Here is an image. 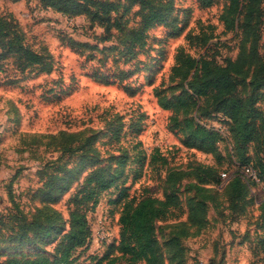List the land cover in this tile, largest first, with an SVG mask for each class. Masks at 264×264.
<instances>
[{
	"label": "rangeland",
	"instance_id": "rangeland-1",
	"mask_svg": "<svg viewBox=\"0 0 264 264\" xmlns=\"http://www.w3.org/2000/svg\"><path fill=\"white\" fill-rule=\"evenodd\" d=\"M170 1L95 0L88 4L86 17L69 20L42 9L40 0H0V15H13L25 42L51 65L49 72L17 73L7 60V71L0 73V260L57 255L68 230L69 208L77 202L71 197L95 165L108 161L114 168L116 160L122 161L117 186L103 191L96 206L97 213L108 217L111 239L117 238V218L129 198H163L169 192L168 168L188 172L204 164L213 168L215 179L236 170L220 114L198 115L206 127L222 133L214 151L185 144L186 132L176 125L185 114L175 105L180 86L173 68L186 54H205L224 63L239 52L248 54L253 42L256 56H264V0L259 15L243 23L242 14L233 29H226L221 19L229 0ZM151 9L168 15L141 31L142 14ZM251 74L252 66L234 74L241 98L253 91ZM257 104L264 108L262 102ZM196 113L195 108L191 114ZM152 152L166 162L149 164ZM60 154L70 166H80L69 178L66 193L42 200V193H34L41 184L37 171ZM195 182L193 175L181 178L179 214L155 221L163 264H196L198 257L208 264H264V185H252L250 202L240 215H231L224 196H218V208L208 202L206 226L192 234L195 228L186 220L193 196L190 184ZM49 207L58 211L52 223L62 224L47 238L34 241L30 231L21 237V226L32 217L38 218L35 222L47 217L35 210ZM47 209L44 212L50 213ZM181 230L187 235L178 237V245L168 244ZM108 242H91L72 264H89L87 256L104 254Z\"/></svg>",
	"mask_w": 264,
	"mask_h": 264
},
{
	"label": "trees",
	"instance_id": "trees-1",
	"mask_svg": "<svg viewBox=\"0 0 264 264\" xmlns=\"http://www.w3.org/2000/svg\"><path fill=\"white\" fill-rule=\"evenodd\" d=\"M165 1L170 5V0ZM40 2L42 9L50 10L54 14L86 17L88 4H94L95 0H40ZM260 2L261 0H229L227 8L221 15L225 28L233 29L242 14L243 23L259 15ZM167 15L160 9H151L143 13L140 30H148L156 20H163ZM24 38L13 15H0V73L7 71V60H11L10 70L17 73L36 74L51 70V65L45 62V57L29 46ZM250 66H252L251 82L254 88L251 94L241 98L238 95L234 74ZM173 74L177 75L180 86V94L175 97V105L183 108L185 114L180 121L176 120V125L186 132L185 144L203 151H214L222 133L218 129L206 127L198 120V115L220 114L227 124V135L231 140L229 151L237 168L224 183L220 176L215 179L214 170L208 165L196 164L188 172L179 167L168 168L165 183L169 186V192L163 198L153 195H134L129 198L117 218L119 225L117 238L111 239L109 236V239L103 242L110 241L107 243L108 250L104 254L88 255L89 264L141 262L163 264V250L156 236L155 221L161 217L179 214L176 211L180 209L181 199L177 183L185 175H193L196 178V182L190 184L193 196L188 199L189 209L186 220L187 224L195 228L192 234L198 233L206 226L208 202H211L214 208H218L217 198L220 195L225 197L226 208L231 215H240L246 211L254 183L240 174L238 169L241 165L250 164L255 169L260 183L264 185V108L257 106L259 101L264 106V56H256L254 42L248 54L239 52L234 59H228L224 63H218L205 54L198 57L181 55L173 68ZM255 91L257 92L254 94ZM160 103L172 105L168 101ZM195 108L196 115L191 114ZM158 160L162 163L166 162V158L152 152L147 162L150 164ZM120 162L122 163L120 158L116 160L114 168H111L108 161L103 165H95L84 176L79 188L71 197V200L77 202H73L74 206L69 208L68 230L62 234L57 255L13 256L0 260V264H72L79 259L91 244L90 217L94 219L96 215L99 195L110 187L117 186L116 182L121 172L117 165ZM79 166V162L70 166L68 160H65L61 154L47 160L37 171L41 187H37L34 193L36 191L42 193V200H53L60 194L66 193L69 188V178ZM262 208L264 210V205ZM46 209L35 210L38 214L45 213L47 217L42 216L37 222L34 220L38 218L32 217L29 223L21 226V237H25L30 231L34 241L47 238L53 230H56L57 224H62L60 220L56 225L51 221L58 218L52 215L58 214V211L49 207L47 211L50 213H46L44 212ZM185 235H187L185 230L176 231L168 240L170 243L168 241L167 243L177 246L178 237ZM112 248L116 250V254L109 253Z\"/></svg>",
	"mask_w": 264,
	"mask_h": 264
},
{
	"label": "built area",
	"instance_id": "built-area-1",
	"mask_svg": "<svg viewBox=\"0 0 264 264\" xmlns=\"http://www.w3.org/2000/svg\"><path fill=\"white\" fill-rule=\"evenodd\" d=\"M69 20H71L74 17H68L66 16ZM240 174L243 175V177L250 182H253L254 184H259L260 180L259 177L257 176V173L255 169L250 165V164H244L241 165L238 169ZM229 178V174L226 172L221 173V179L222 182H226ZM109 230H108V225H107V216L103 213L99 214L96 211V219L94 221V227L92 228V244H97V243H103L104 241L109 239ZM196 264H207L205 259L202 257H198V261Z\"/></svg>",
	"mask_w": 264,
	"mask_h": 264
}]
</instances>
